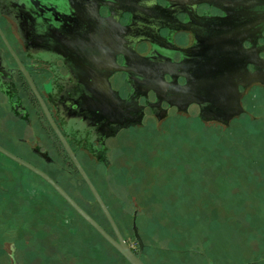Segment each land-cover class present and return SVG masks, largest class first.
<instances>
[{"label":"flooded vegetation","instance_id":"flooded-vegetation-1","mask_svg":"<svg viewBox=\"0 0 264 264\" xmlns=\"http://www.w3.org/2000/svg\"><path fill=\"white\" fill-rule=\"evenodd\" d=\"M29 78L92 180L84 161L107 164L122 130L180 113L225 124L230 107L217 98L229 84L242 106L233 117L251 113L246 98L264 90V0H0V99L12 120L0 144L114 235L98 202L105 224L57 176L81 174Z\"/></svg>","mask_w":264,"mask_h":264},{"label":"rangeland","instance_id":"rangeland-1","mask_svg":"<svg viewBox=\"0 0 264 264\" xmlns=\"http://www.w3.org/2000/svg\"><path fill=\"white\" fill-rule=\"evenodd\" d=\"M256 91L245 100L250 114L225 124L170 114L120 131L107 164L84 161L135 248L136 223L146 264H264V90ZM1 103L0 138L12 125ZM56 174L105 224L81 176ZM0 264L130 263L39 176L0 153Z\"/></svg>","mask_w":264,"mask_h":264},{"label":"water","instance_id":"water-1","mask_svg":"<svg viewBox=\"0 0 264 264\" xmlns=\"http://www.w3.org/2000/svg\"><path fill=\"white\" fill-rule=\"evenodd\" d=\"M29 82L34 89V91L37 94L38 100L41 104V107L50 121L55 133L59 137L60 141L62 142L64 148L70 155L72 161L76 165L77 169L79 170L81 176L85 180L86 184L88 185L91 193L93 194L95 200L100 205L101 209L103 210L105 216L107 217L114 235L110 234L96 219H94L59 183H57L52 177H50L45 171L38 168L37 166L33 165L29 161L21 158L20 156H17L13 152L9 151L5 147H3L0 144V152L4 153L8 157L12 158L13 160L25 165L32 171L36 172L40 176H42L46 181H48L67 201L68 203L86 220L88 221L111 245H113L125 258L130 264H146L140 254L142 251L143 242L142 239L138 233V228L135 222H133V233L134 236L138 242L139 250L136 252L130 243L126 240L124 235L121 233L114 217L112 216L110 210L108 209L107 205L105 204L102 196L100 195L99 191L93 184L92 180L76 158L74 151L70 147L66 137L61 132L60 128L55 123L54 119L52 118L50 111L43 100V98L40 96L38 91L36 90V87L34 83L32 82L31 78H29ZM217 100L220 102L223 101L224 104H227L230 108L226 115H224L222 118L219 117V119L225 123H227L234 114H238L242 110V106L239 103V96L237 88L234 84H229L228 92H223L218 94Z\"/></svg>","mask_w":264,"mask_h":264},{"label":"trees","instance_id":"trees-1","mask_svg":"<svg viewBox=\"0 0 264 264\" xmlns=\"http://www.w3.org/2000/svg\"><path fill=\"white\" fill-rule=\"evenodd\" d=\"M66 202V201H65ZM67 203V202H66Z\"/></svg>","mask_w":264,"mask_h":264}]
</instances>
